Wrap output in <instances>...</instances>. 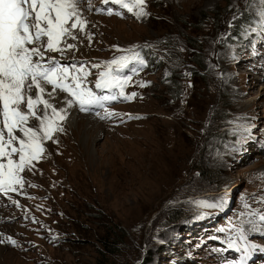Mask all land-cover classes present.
Returning <instances> with one entry per match:
<instances>
[{
    "label": "rangeland",
    "instance_id": "rangeland-1",
    "mask_svg": "<svg viewBox=\"0 0 264 264\" xmlns=\"http://www.w3.org/2000/svg\"><path fill=\"white\" fill-rule=\"evenodd\" d=\"M101 1L85 4L92 38H66L76 48L62 59L84 61L76 66L90 73L87 86L111 95L95 88L106 62L141 50L145 69L120 73L133 77L125 94L137 96L77 111L96 120L89 138L64 123L44 141L24 188L0 200V232L17 241L0 243V264L239 263L215 230L228 216L264 243V5L148 0L151 15L137 19L109 16L115 5ZM242 14L260 25L238 38ZM105 110L119 115L102 119Z\"/></svg>",
    "mask_w": 264,
    "mask_h": 264
},
{
    "label": "snow or ice",
    "instance_id": "snow-or-ice-1",
    "mask_svg": "<svg viewBox=\"0 0 264 264\" xmlns=\"http://www.w3.org/2000/svg\"><path fill=\"white\" fill-rule=\"evenodd\" d=\"M103 3L126 9L137 19L151 15L148 0H103ZM260 3L264 5V0ZM85 4L87 11H91L92 0H0V194L8 195L24 188L28 182L24 173L31 171L35 167L34 161L41 160L46 153L44 141H53L56 133L65 131L62 125L68 119L69 109L78 106L81 112H90L93 106L103 109L105 102L120 98L133 100L137 96L136 92L125 94V88L133 77L120 74L134 63L146 65L140 52L133 49L125 50L129 55L107 61L106 71L99 74L95 88L109 90L111 95H97L86 84L90 73L83 67L77 68L75 63L61 64L51 56L48 64L42 63L45 50L64 53L62 42L68 50L76 48V44L66 43L65 38L77 40V32H84L88 39L92 38L86 32L89 21L85 15ZM97 11L103 13L105 9ZM106 14L113 15V9L108 8ZM259 15L264 26V7ZM93 67L99 68L100 65ZM130 70L137 72L135 67ZM140 86L147 85L141 82ZM57 93L71 97L65 101L67 107H57L56 103L45 98L47 95L57 99L54 95ZM105 111L102 119L119 115ZM96 114L99 115L98 112ZM13 203L20 206L19 201ZM203 204L209 208L217 207L206 202ZM259 221L264 222V214L259 215ZM238 231L240 239L246 241L244 229ZM3 237L0 232V243L17 245L11 236ZM229 246H236V242ZM241 247L246 257L248 244ZM239 264H245V259L242 258Z\"/></svg>",
    "mask_w": 264,
    "mask_h": 264
},
{
    "label": "bare ground",
    "instance_id": "bare-ground-1",
    "mask_svg": "<svg viewBox=\"0 0 264 264\" xmlns=\"http://www.w3.org/2000/svg\"><path fill=\"white\" fill-rule=\"evenodd\" d=\"M65 47H66L65 43L63 42L62 43V48L65 49ZM50 56L54 57L55 59H58L60 57V53H50L47 56L45 55V60L42 61V63L48 64V62H49L48 58ZM48 90L50 91L51 88L48 87ZM54 95L57 96L58 98L57 99H52V98H49L47 95H45V98H48V99H50L51 102L56 103L57 107H67L65 101L68 98L63 93H57V94H54ZM85 115H87V114H85ZM80 117H82L81 120H79ZM95 122H96V120L93 119L92 115L88 114V116H80L79 113L76 110V107H73L72 109H69L68 119L65 122H63V124L65 123L66 124V129L68 128V129L72 130V132L75 131V130H73V128H71L72 125L74 124L76 126V130H78L77 134L83 140V138H89L91 136V133L93 132V128L96 126ZM19 135L22 136V133H19ZM259 137H261V135H259Z\"/></svg>",
    "mask_w": 264,
    "mask_h": 264
},
{
    "label": "trees",
    "instance_id": "trees-1",
    "mask_svg": "<svg viewBox=\"0 0 264 264\" xmlns=\"http://www.w3.org/2000/svg\"><path fill=\"white\" fill-rule=\"evenodd\" d=\"M259 25H260V23L255 17H253L251 15H247V14L245 16H243V14H242L235 21L233 28L235 29L236 26H239V28L240 27L243 28V31L238 33V35L234 34V36H236L238 38H243L245 36L247 37L252 33V30L255 27H258ZM152 61H153V59L151 58L150 62H152ZM195 62L201 67V69L203 71H205L207 69V67H205V65H204V63H205L204 57H201V59H198ZM97 264H105V263L102 261H99Z\"/></svg>",
    "mask_w": 264,
    "mask_h": 264
}]
</instances>
